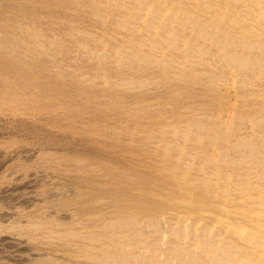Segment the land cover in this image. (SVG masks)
<instances>
[{
	"label": "rangeland",
	"instance_id": "obj_1",
	"mask_svg": "<svg viewBox=\"0 0 264 264\" xmlns=\"http://www.w3.org/2000/svg\"><path fill=\"white\" fill-rule=\"evenodd\" d=\"M225 36L264 43V0H0V238L29 264H264V60H209L243 54Z\"/></svg>",
	"mask_w": 264,
	"mask_h": 264
},
{
	"label": "bare ground",
	"instance_id": "obj_2",
	"mask_svg": "<svg viewBox=\"0 0 264 264\" xmlns=\"http://www.w3.org/2000/svg\"><path fill=\"white\" fill-rule=\"evenodd\" d=\"M88 1V0H87ZM176 1V0H175ZM178 1V0H177ZM101 3V2H100ZM107 3V2H106ZM120 3V2H119ZM124 3V2H123ZM186 3V2H185ZM152 4V3H151ZM109 5V4H108ZM112 5H114V4H112ZM150 6V5H149ZM148 6V7H149ZM69 8V7H68ZM147 8V7H146ZM175 8V7H174ZM164 10V9H163ZM162 10V11H163ZM166 11V10H165ZM108 12V11H107ZM164 12V11H163ZM120 14V13H119ZM93 15V14H92ZM105 15V14H104ZM114 15H116V14H114ZM140 15V14H139ZM215 15V14H214ZM96 16H97V14H96ZM119 16V15H118ZM108 17V16H107ZM187 18V17H186ZM222 18V17H221ZM111 20V19H110ZM148 20V19H147ZM234 21V20H233ZM232 21V19H231V21L230 22H233ZM103 22V21H102ZM115 22V21H114ZM112 23V22H111ZM131 23V22H130ZM187 23L188 24H190V27H201L202 26V24L199 22V21H196V20H193L192 19V21H190V20H188L187 19ZM124 24V23H123ZM105 26V25H104ZM182 26V25H181ZM183 27H185L184 25H183ZM203 27V26H202ZM203 29H205L204 27H203ZM235 29V28H234ZM147 31V30H146ZM117 33V32H116ZM159 33V32H158ZM207 33V32H206ZM214 33V32H213ZM204 34V33H203ZM226 34V33H225ZM205 35V34H204ZM189 36V35H188ZM200 36V35H199ZM214 37H215V35H213ZM212 36V37H213ZM138 37V36H137ZM251 37V36H250ZM156 38V37H155ZM216 38V37H215ZM231 37H228V36H225L223 39L221 38V39H219L217 42H216V44L217 45H219V46H221V48H231V45L232 44H235L236 43V41H235V38H234V40H231L230 39ZM200 39V38H199ZM217 39V38H216ZM237 40H238V42L236 43V45L237 46H239V49L240 50H242V52H243V54H238V53H236L235 51H232V50H230V49H228V50H230L228 53H226V55L224 56V55H222L221 57H217L216 55H215V53H213L210 57H209V60H213V61H216V63H221V62H225L226 64H232V63H234V64H237V65H240V67L242 68V67H246V66H252V65H254V64H256V63H258V62H263L262 60H264V43L263 42H261L259 39H255L253 42L251 41H245L243 38H240V39H242V40H240V39H238V38H236ZM171 41H173V39H170ZM155 41V40H154ZM211 42V41H210ZM199 43V42H198ZM201 43V42H200ZM250 43H252V44H250ZM162 44V43H161ZM43 45V44H42ZM206 46V45H205ZM39 47V46H38ZM43 47V46H42ZM118 47V46H117ZM213 47V46H212ZM216 47V46H215ZM234 47V46H233ZM37 48V47H36ZM175 48V47H174ZM209 48V47H208ZM172 49V48H171ZM220 49V48H219ZM182 50V49H181ZM215 50V49H214ZM237 50V49H236ZM95 51V50H94ZM178 51H180V49L178 50ZM185 51V50H184ZM196 51V50H195ZM207 51H210V50H207ZM256 51L259 53V54H257V55H259L258 56V59L260 60V61H258L257 59H255L253 62H251V63H249V58L248 57H255L254 55H256L255 53H256ZM113 52V51H112ZM124 52H126V51H124ZM146 52V51H145ZM182 52V51H181ZM187 51H185V53H186ZM219 53V52H218ZM220 53H221V51H220ZM222 53H224V51L222 52ZM221 53V54H222ZM91 54V53H90ZM182 54H184V53H182ZM207 54V53H206ZM107 55V54H106ZM152 55H154V54H152ZM180 55V54H179ZM198 55V54H197ZM185 56V55H184ZM186 56H187V54H186ZM201 56H202V54H201ZM207 56H208V54H207ZM189 57H190V55H189ZM223 57V58H222ZM224 57H225V61L224 60H221V59H224ZM181 58V57H180ZM256 58V57H255ZM199 59H200V55H199ZM158 60V59H157ZM101 62V61H100ZM104 62V61H103ZM163 62V61H162ZM185 62V61H184ZM196 63V62H195ZM194 63V64H195ZM125 64V63H124ZM191 64V63H190ZM211 64V63H210ZM119 66V65H118ZM163 66V65H162ZM191 66V65H190ZM164 67V66H163ZM223 67V66H222ZM99 68V67H98ZM120 68H122V67H120ZM136 68V67H135ZM154 68V67H153ZM165 68V67H164ZM184 70V69H183ZM169 71V70H168ZM257 72V71H256ZM94 73V72H93ZM124 75V74H123ZM148 76V75H147ZM157 77V76H156ZM146 78V77H145ZM155 78V77H154ZM194 78V77H193ZM125 79V78H124ZM150 80V79H149ZM139 81V80H138ZM146 81V80H145ZM115 83V82H114ZM120 95V94H119ZM258 96V95H257ZM12 98V97H11ZM207 104V103H206ZM195 115V114H194ZM136 117V116H135ZM195 117V116H194ZM179 122H180V120H179ZM200 124V123H199ZM198 124V125H199ZM196 125V124H195ZM202 126V125H201ZM206 127V126H205ZM209 127H211V126H209ZM199 129L201 128V127H198ZM213 128V127H212ZM205 129V128H204ZM207 129V128H206ZM184 132V131H183ZM162 133V132H161ZM167 136V135H166ZM169 137H170V135H169ZM194 138V137H193ZM222 138V137H221ZM152 139H154V138H152ZM168 139V138H167ZM195 139V138H194ZM161 142V141H160ZM183 142V141H182ZM158 143V142H157ZM166 143V142H165ZM251 144V143H250ZM219 145V144H218ZM221 146V145H220ZM247 146H249V145H247ZM222 147V146H221ZM246 147V146H245ZM180 148V147H179ZM230 148V147H229ZM164 149V148H163ZM165 150V149H164ZM184 150V149H183ZM205 150V149H204ZM175 151V150H174ZM26 154V153H25ZM182 159V158H181ZM187 159V158H186ZM184 160V159H183ZM172 162V161H171ZM159 168V167H158ZM167 171V170H166ZM175 172V171H174ZM17 173V172H16ZM168 174V173H167ZM169 175V174H168ZM184 175H186V174H184ZM27 176V175H26ZM35 176V175H34ZM183 176V175H182ZM181 176V177H182ZM202 176V175H201ZM200 176V177H201ZM160 177V176H159ZM175 178V177H174ZM177 178V177H176ZM204 178V177H203ZM202 179V178H201ZM32 180V179H31ZM35 180V179H34ZM34 180H32L30 183H31V185L33 184V183H36ZM185 180V179H184ZM187 180H188V178H187ZM190 180V179H189ZM180 181V180H179ZM203 181V180H202ZM207 181V180H206ZM232 181H234V180H232ZM184 182V181H183ZM182 185V184H181ZM193 185V184H192ZM34 186V185H33ZM183 186V185H182ZM182 189V188H181ZM190 189V188H189ZM187 190V189H186ZM185 190V191H186ZM184 191V192H185ZM8 192V191H7ZM6 192V196H10V193H7ZM182 192V191H181ZM191 193V192H190ZM2 195V194H1ZM201 195V194H200ZM203 195V194H202ZM221 195V194H220ZM28 195H23V196H17V198H15L14 199V206H16L17 204H18V202H20V201H22L25 197H27ZM169 196V195H168ZM190 196V195H189ZM193 196V195H192ZM15 197V196H14ZM223 197V196H222ZM11 198V197H10ZM29 198V197H28ZM239 198V197H238ZM40 199V198H39ZM12 200V199H11ZM194 200V199H193ZM204 200V199H203ZM24 201V200H23ZM30 201V200H29ZM177 201V200H176ZM258 201V200H257ZM215 202V201H214ZM12 203H13V201H12ZM21 204V203H20ZM241 205V204H240ZM237 206V205H236ZM228 207V206H227ZM223 212V211H222ZM207 213V212H206ZM122 214V213H121ZM10 215V214H9ZM213 215V214H212ZM211 215V216H212ZM239 215V214H238ZM5 216V215H4ZM6 216H7V213H6ZM124 216V215H123ZM126 216V215H125ZM154 216V215H153ZM190 217V216H189ZM8 218V217H7ZM126 218V217H125ZM146 218V217H145ZM225 218V217H224ZM121 219V218H120ZM178 219V218H177ZM181 219V218H180ZM186 219H189V218H186ZM118 220V219H117ZM116 220V221H117ZM162 220V219H161ZM239 220V219H238ZM81 221V220H80ZM79 221V222H80ZM111 221V220H110ZM124 221V220H123ZM201 221V220H200ZM87 222V221H86ZM121 222V221H120ZM160 222V221H159ZM112 223V222H111ZM161 223H162V221H161ZM175 223V222H174ZM31 224V223H30ZM36 224V223H35ZM165 224V223H164ZM237 224V223H236ZM145 225V224H144ZM184 225H185V223H184ZM36 226H37V224H36ZM41 226H43V225H41ZM113 226V225H112ZM115 227V226H114ZM146 227V226H145ZM184 227V226H183ZM215 227H217V226H215ZM113 228V227H112ZM135 228V227H134ZM154 228V227H153ZM214 228V227H213ZM109 229V228H108ZM121 229V228H120ZM90 230V229H89ZM26 231V230H25ZM107 232V231H106ZM264 232V231H263ZM86 233V232H85ZM88 233V232H87ZM178 233H179V231H178ZM93 234V233H92ZM161 234V233H160ZM13 235V234H12ZM94 235V234H93ZM146 235V234H145ZM186 235V234H185ZM53 236V235H52ZM85 236H87V235H85ZM95 236V235H94ZM161 236V235H160ZM225 236V235H224ZM263 236V235H262ZM24 237V236H23ZM51 237V236H50ZM49 237V238H50ZM75 237V236H74ZM216 237V236H215ZM53 238V237H52ZM98 238V237H97ZM224 238V237H223ZM159 239V238H158ZM157 239V240H158ZM176 239V238H175ZM212 239V238H211ZM85 241V240H84ZM232 241V240H231ZM236 241V240H235ZM87 242H90V241H87ZM122 242V241H121ZM104 243V242H103ZM194 245V244H193ZM213 245H215V244H213ZM32 246V245H31ZM110 246V245H109ZM129 246V245H128ZM258 246V245H257ZM92 248V247H91ZM100 248V247H99ZM27 249V248H26ZM25 245H24V242L22 241V240H20V239H18L17 237L15 238V237H2V238H0V264H29V262L32 260L31 258H28V256H30V255H26L25 254ZM124 249V248H123ZM141 249V248H140ZM140 249H139V251H140ZM249 249V248H248ZM103 250V249H102ZM116 250V249H115ZM219 250H221V249H219ZM257 250V249H256ZM222 251V250H221ZM198 252V251H197ZM28 254V253H27ZM34 254V253H33ZM37 254V253H36ZM86 254V253H85ZM127 254V253H126ZM136 254V253H135ZM163 254V253H162ZM41 255H43V254H41ZM87 255V254H86ZM96 255V254H95ZM101 255V254H100ZM120 255V254H119ZM164 255V254H163ZM162 255V256H163ZM253 255V254H252ZM31 256H33L32 255V253H31ZM35 256V255H34ZM114 256H116V255H114ZM128 256V255H127ZM144 256V255H143ZM154 256V255H153ZM235 256H236V254H235ZM251 256V255H250ZM41 257V256H40ZM110 257V256H109ZM108 257V258H109ZM123 258H125V257H123ZM235 258V257H234ZM127 259V258H126ZM219 259V258H218ZM33 261V260H32ZM182 261V260H181ZM193 261V260H192ZM239 261H243V260H239ZM245 261V260H244ZM243 261V262H244ZM39 262V261H38ZM45 262V261H44ZM138 262V261H137ZM136 262V263H137ZM239 263V262H238ZM237 263V264H238ZM40 264H42V263H40ZM196 264V263H195ZM244 264V263H243ZM245 264H251V263H249V262H247V263H245ZM253 264V263H252ZM260 264V263H259ZM263 264V263H262Z\"/></svg>",
	"mask_w": 264,
	"mask_h": 264
}]
</instances>
